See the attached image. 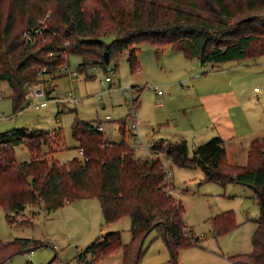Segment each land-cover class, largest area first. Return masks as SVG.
I'll list each match as a JSON object with an SVG mask.
<instances>
[{
  "label": "trees",
  "instance_id": "16d2710c",
  "mask_svg": "<svg viewBox=\"0 0 264 264\" xmlns=\"http://www.w3.org/2000/svg\"><path fill=\"white\" fill-rule=\"evenodd\" d=\"M35 30L41 35L25 42L22 34ZM142 41L152 42L157 50L171 45L187 58L196 57L201 65L256 59L264 55V0H0V80L11 88L12 112L25 107L27 85L52 83L53 88L47 90L48 99L52 98L54 77L65 71L60 66L69 64L71 54L81 57L77 71L89 78L93 77L87 71L90 66L108 71V64L124 52L130 70L136 71ZM110 77L108 89L118 86ZM134 91L125 93L133 96ZM134 100L137 104L138 97ZM127 117L119 119L120 140L105 138L102 119L76 117L72 135L83 156L68 162H60L48 151L40 153L41 144L62 140L60 127L29 133L19 127L0 131V206L17 215L26 204L41 203L50 212L67 202L96 197L103 223L128 215L132 236L127 243L120 230L97 236L77 254L79 264H98L115 251H121L122 264H140L147 249L145 240L154 230L166 241L168 264H178L180 249L200 245V237L189 232L184 205L169 192L174 186L171 180L165 181L166 171L158 155L163 153L178 166H201L207 180L222 186L236 182L253 189L259 206L253 248L236 255L235 262L264 264V137L251 139L244 164L228 160L219 135L196 145L191 155L185 140L164 139L152 143L151 154L139 155L125 138ZM18 144L28 148L29 160L15 159L13 147ZM212 222L218 233L228 230L236 224L234 212L217 214ZM41 245L22 237L0 241V264Z\"/></svg>",
  "mask_w": 264,
  "mask_h": 264
},
{
  "label": "rangeland",
  "instance_id": "374dc122",
  "mask_svg": "<svg viewBox=\"0 0 264 264\" xmlns=\"http://www.w3.org/2000/svg\"><path fill=\"white\" fill-rule=\"evenodd\" d=\"M187 9L197 11L193 8ZM138 47L139 68L136 71L130 70L127 53L124 52L118 60L113 59L108 64V71L101 66H90L87 71L93 74L91 78L84 72L77 71L81 57L71 54L69 64L63 67L65 71L54 77L55 85L51 97H66L67 91L73 86L80 98L78 104L50 98L45 106L35 108L29 105L34 99L28 90L25 107L13 113L9 97L11 88L6 80H0V113L8 115V119L0 120V131L19 127L29 133L40 129L51 131L60 127L62 140L53 139L49 144H41L40 153L48 151L49 155L60 162H68L79 156L78 140L73 137L71 129L76 117L86 120L102 119L105 138L120 140L122 132L119 119L125 118L129 112L127 100L138 97L137 116L141 145L136 148L131 119H125V138L134 146L135 152L139 155L148 154L147 149H150L151 144L162 139L185 140L191 155L196 145L213 136H207L204 134L205 130L198 129L201 122L196 127L192 126L189 110L192 99H189L188 94L193 93V89L216 86L224 82L225 76L231 71L242 96L241 107L246 117L241 124V139L236 140L239 143L240 156L244 152L242 145L243 141H247L249 131L255 130L256 134L264 135V55L214 67L201 65L196 57L191 58L195 61V67H190L187 72L190 77L183 79L179 58H185L180 51L173 49L171 45L157 50V46L150 41H142ZM73 71L78 74L71 78L68 73ZM108 75L112 76V82L118 86L132 87L135 90L133 96L123 92L116 96L110 95L107 91L108 83L105 81ZM154 86L161 89L163 94L158 95ZM160 98L164 105H158ZM108 114L111 117L109 119L106 118ZM50 147L53 148L52 151ZM13 151L17 161L30 159L31 154L24 144L14 145ZM165 162L172 172L170 180L174 186V197L180 199L184 205L183 218L188 230L192 235L200 237V245L180 249L178 264H233L232 261L235 264H244L235 262V256L248 253L253 248L252 236L257 226L255 219L259 215V206L252 188L236 182L223 187L218 182L207 180L199 165L178 166L171 159ZM232 211L236 224L218 233L214 229L213 217ZM103 222L102 210L96 197L67 202L50 212H46L41 203L26 204L17 215L0 206V241L7 242L22 237L38 240L42 244L29 252L16 253L2 264H46L54 256L49 264H73L77 261V254L91 241L112 230H120L125 243L130 241V216L125 215L113 223ZM145 247L147 249L140 264H168L170 251L158 230L149 233ZM194 253H204L206 260L193 257ZM98 264H122V256L111 253L99 259Z\"/></svg>",
  "mask_w": 264,
  "mask_h": 264
},
{
  "label": "crops",
  "instance_id": "0c3cea01",
  "mask_svg": "<svg viewBox=\"0 0 264 264\" xmlns=\"http://www.w3.org/2000/svg\"><path fill=\"white\" fill-rule=\"evenodd\" d=\"M184 58L185 59L179 58L180 60L179 67L181 68L182 71V75H181L182 78L187 79L188 77H190V75H188L187 73L188 69L190 67H192V69L193 67H195L194 65L195 61H192L193 59L187 58L185 56ZM190 60L192 62H190ZM181 64H184V66L181 67ZM230 73L229 75L227 74L225 76L224 82L216 86H206L204 88L201 87L198 88V90L193 89V93H190L191 95L188 94L189 99L190 98L192 99L190 101L189 110H191L190 116H191L192 126L196 127L197 123L201 122L200 124L201 126H199L198 129L205 130L204 133L205 135L221 136L226 145L228 160L230 162L240 163L242 161H246L247 151L249 148L250 141L253 137L258 136V134H256L255 130L249 131L247 133L248 136V138H246L247 141L246 140L243 141V145H242V147L244 148L243 149L244 152L240 156V150L238 147L239 143H236V140L241 139L240 136L243 134V132L240 131L241 124L246 120V117L244 110L241 107V99H242L241 93L239 92L238 87L235 84L233 74ZM190 81H192V79H190ZM167 112L170 113V110H168ZM260 136L264 137V135L262 134ZM151 147L152 144L150 148ZM240 159L243 160L241 161ZM244 163L245 162H242L240 164H244ZM228 183H234V182H228ZM226 185L223 187H226ZM113 254L114 255L116 254V256H122L121 251H115L113 252ZM192 256L206 260L204 257L205 256L204 253H194V255ZM206 263L207 262H204L203 264Z\"/></svg>",
  "mask_w": 264,
  "mask_h": 264
},
{
  "label": "built area",
  "instance_id": "2783aa9c",
  "mask_svg": "<svg viewBox=\"0 0 264 264\" xmlns=\"http://www.w3.org/2000/svg\"><path fill=\"white\" fill-rule=\"evenodd\" d=\"M39 35H41V33H38V31H34V33H23V40L25 42H32L34 41ZM214 67L212 64L207 63V66L209 67ZM65 66H60V69H62ZM45 68L43 67L41 69V71L38 72L39 76L41 75V72L44 70ZM77 74V71H73V72H69V76L71 78H73V76H75ZM105 80H111V77L108 75L106 76ZM28 90L30 91V94L33 96L34 101L32 103H30L29 105H32L35 108L38 107H42L44 105H46V102L48 101V97H47V90L48 88H53V84L52 83H48L47 85H45V83L43 82H39L38 84H34V85H27ZM155 89L158 92V95H162L163 91L161 89H158L157 86H154ZM109 92L116 96L118 95L119 92H129V91H133L132 87H118L116 85H113L111 87H109ZM53 99H55L56 101H67L69 103L72 104H76L80 102V98L77 96V89L73 86L70 87V89L67 91L66 97L60 98L59 96L55 95L52 97ZM159 105H163L164 101L163 99H159L158 101ZM137 112H138V108H137V104L134 100V98H131L129 101V113H128V117L131 119V131L133 132V135L135 136L134 138V145L135 148L141 145V141L139 138V131H138V116H137ZM8 116L4 113H0V120L2 119H7ZM97 127L99 129H102V125L97 124ZM134 147V146H133ZM149 151V153L151 152L150 149H147V152ZM79 155L83 156V152L80 150L79 151ZM158 155L161 157V160L164 164V168L166 171V179L168 182H170V176H171V169L168 167V165H166L165 160H170V157H163L164 155L162 153H158ZM169 187V186H168ZM169 192H173L172 188H169ZM73 264H79L78 261L73 262Z\"/></svg>",
  "mask_w": 264,
  "mask_h": 264
},
{
  "label": "water",
  "instance_id": "95a60500",
  "mask_svg": "<svg viewBox=\"0 0 264 264\" xmlns=\"http://www.w3.org/2000/svg\"><path fill=\"white\" fill-rule=\"evenodd\" d=\"M104 60L107 64L110 62V56L108 51L104 53Z\"/></svg>",
  "mask_w": 264,
  "mask_h": 264
}]
</instances>
